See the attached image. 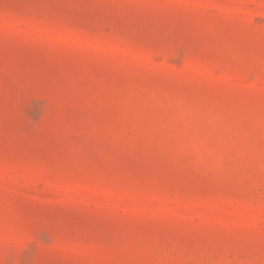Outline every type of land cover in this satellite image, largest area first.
Wrapping results in <instances>:
<instances>
[{"label": "rangeland", "instance_id": "obj_1", "mask_svg": "<svg viewBox=\"0 0 264 264\" xmlns=\"http://www.w3.org/2000/svg\"><path fill=\"white\" fill-rule=\"evenodd\" d=\"M0 264H264V0H0Z\"/></svg>", "mask_w": 264, "mask_h": 264}]
</instances>
